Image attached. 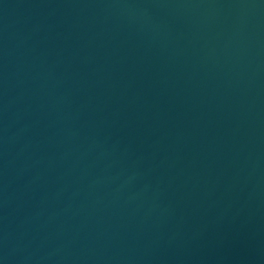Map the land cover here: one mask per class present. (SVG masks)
<instances>
[{
    "label": "water",
    "instance_id": "1",
    "mask_svg": "<svg viewBox=\"0 0 264 264\" xmlns=\"http://www.w3.org/2000/svg\"><path fill=\"white\" fill-rule=\"evenodd\" d=\"M0 264H264V0H0Z\"/></svg>",
    "mask_w": 264,
    "mask_h": 264
}]
</instances>
